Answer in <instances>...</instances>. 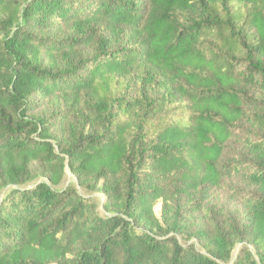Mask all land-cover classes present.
I'll list each match as a JSON object with an SVG mask.
<instances>
[{"label": "trees", "instance_id": "16d2710c", "mask_svg": "<svg viewBox=\"0 0 264 264\" xmlns=\"http://www.w3.org/2000/svg\"><path fill=\"white\" fill-rule=\"evenodd\" d=\"M0 264H264V0H0Z\"/></svg>", "mask_w": 264, "mask_h": 264}, {"label": "rangeland", "instance_id": "374dc122", "mask_svg": "<svg viewBox=\"0 0 264 264\" xmlns=\"http://www.w3.org/2000/svg\"><path fill=\"white\" fill-rule=\"evenodd\" d=\"M36 169H40L36 167ZM40 175V173H39ZM43 180L47 181L45 177H38V180ZM66 184L69 182L75 181V178L73 177L72 173L67 169L66 171ZM245 185L239 181L237 178H228L225 179L224 186L222 188L216 189L210 198V203L217 204L218 206L224 208L228 212L235 211L239 209L241 206L239 204L238 199L236 198V194L238 191H241ZM100 199L104 200L105 196L102 193H96L94 194ZM101 209V207H100ZM242 210V208H241ZM155 212L158 217H161L162 213V202L160 201L156 206H155ZM241 245H238L236 248V253L240 249Z\"/></svg>", "mask_w": 264, "mask_h": 264}]
</instances>
